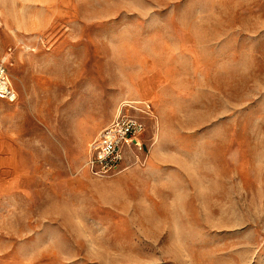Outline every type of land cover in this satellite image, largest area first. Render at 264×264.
Returning <instances> with one entry per match:
<instances>
[{"label": "rangeland", "instance_id": "rangeland-1", "mask_svg": "<svg viewBox=\"0 0 264 264\" xmlns=\"http://www.w3.org/2000/svg\"><path fill=\"white\" fill-rule=\"evenodd\" d=\"M1 61L0 264H264V0H0Z\"/></svg>", "mask_w": 264, "mask_h": 264}, {"label": "built area", "instance_id": "built-area-1", "mask_svg": "<svg viewBox=\"0 0 264 264\" xmlns=\"http://www.w3.org/2000/svg\"><path fill=\"white\" fill-rule=\"evenodd\" d=\"M18 93L11 83L4 62H0V99L14 102ZM134 109L138 114L119 112L98 132L89 146L88 166L98 175L106 176L119 171L126 155L133 148L142 149V136L146 129L144 115L152 111L150 100L125 102L122 108Z\"/></svg>", "mask_w": 264, "mask_h": 264}]
</instances>
